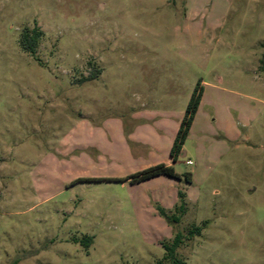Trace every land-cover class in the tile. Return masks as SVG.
<instances>
[{
	"label": "rangeland",
	"instance_id": "obj_1",
	"mask_svg": "<svg viewBox=\"0 0 264 264\" xmlns=\"http://www.w3.org/2000/svg\"><path fill=\"white\" fill-rule=\"evenodd\" d=\"M195 226L187 264H264V0H0V264H156Z\"/></svg>",
	"mask_w": 264,
	"mask_h": 264
},
{
	"label": "trees",
	"instance_id": "obj_2",
	"mask_svg": "<svg viewBox=\"0 0 264 264\" xmlns=\"http://www.w3.org/2000/svg\"><path fill=\"white\" fill-rule=\"evenodd\" d=\"M43 35V32L40 30L30 31L29 29H25L22 33L21 37V47L24 51L35 54L36 49L38 47L39 39ZM93 74L91 77L96 78ZM203 85L202 82L199 81L192 93V96L187 105L186 111L182 120L180 122V126L178 128L177 134L174 138L172 144V150L170 151V156L173 159V162H177L178 159L183 155L185 142L190 134L193 122L195 120L196 114L199 110L202 97H203ZM169 176L176 179H179L180 176L176 173L175 168L173 166H168L166 164H158L156 166H152L148 169H145L139 173H136L132 176L133 182H142L149 179H152L157 176ZM188 180L190 178L188 177ZM182 205L179 207L181 213H185L186 204L184 202V194H180ZM163 215H166L164 211H162ZM181 220L180 216H172L171 221L173 223H179ZM202 228L195 226L190 230L188 235H185L182 232H178L173 241L170 243L165 242L163 244L165 255L159 260L156 264H187L186 260L182 259L178 255V249L189 239H191L195 235H199L201 233Z\"/></svg>",
	"mask_w": 264,
	"mask_h": 264
},
{
	"label": "water",
	"instance_id": "obj_3",
	"mask_svg": "<svg viewBox=\"0 0 264 264\" xmlns=\"http://www.w3.org/2000/svg\"><path fill=\"white\" fill-rule=\"evenodd\" d=\"M185 156H186V153H183V155L181 156V158H185Z\"/></svg>",
	"mask_w": 264,
	"mask_h": 264
},
{
	"label": "built area",
	"instance_id": "obj_4",
	"mask_svg": "<svg viewBox=\"0 0 264 264\" xmlns=\"http://www.w3.org/2000/svg\"><path fill=\"white\" fill-rule=\"evenodd\" d=\"M187 163H188V164H192V161L189 160Z\"/></svg>",
	"mask_w": 264,
	"mask_h": 264
},
{
	"label": "crops",
	"instance_id": "obj_5",
	"mask_svg": "<svg viewBox=\"0 0 264 264\" xmlns=\"http://www.w3.org/2000/svg\"><path fill=\"white\" fill-rule=\"evenodd\" d=\"M174 164L176 163V162H173Z\"/></svg>",
	"mask_w": 264,
	"mask_h": 264
}]
</instances>
